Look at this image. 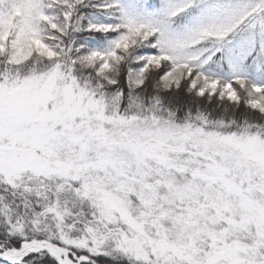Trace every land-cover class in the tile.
Segmentation results:
<instances>
[{
    "label": "snow or ice",
    "instance_id": "snow-or-ice-1",
    "mask_svg": "<svg viewBox=\"0 0 264 264\" xmlns=\"http://www.w3.org/2000/svg\"><path fill=\"white\" fill-rule=\"evenodd\" d=\"M0 264H264V0H0Z\"/></svg>",
    "mask_w": 264,
    "mask_h": 264
}]
</instances>
